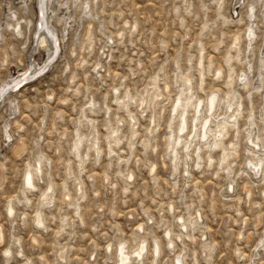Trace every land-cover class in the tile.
I'll return each instance as SVG.
<instances>
[{
    "label": "rangeland",
    "instance_id": "374dc122",
    "mask_svg": "<svg viewBox=\"0 0 264 264\" xmlns=\"http://www.w3.org/2000/svg\"><path fill=\"white\" fill-rule=\"evenodd\" d=\"M40 13L0 0V90L28 73L0 95V264H117L143 240L130 264L156 241L157 264H264V0H48L46 30Z\"/></svg>",
    "mask_w": 264,
    "mask_h": 264
},
{
    "label": "bare ground",
    "instance_id": "6f19581e",
    "mask_svg": "<svg viewBox=\"0 0 264 264\" xmlns=\"http://www.w3.org/2000/svg\"><path fill=\"white\" fill-rule=\"evenodd\" d=\"M48 0H40V5H44V7H43V9H42V11H43V15H40L41 16V18L42 19H40L41 20V22H40V26H39V28L41 29L42 27L44 28V30H46V28H45V26H44V24H42V21H44L43 19H44V9H45V7H46V2H47ZM253 10V9H252ZM40 12H41V8H40ZM50 30V29H49ZM251 33H252V35H255V32H254V30L251 28ZM251 35V36H252ZM44 38V37H43ZM49 39H52L51 37L49 38ZM239 40V39H238ZM252 41V40H251ZM46 42V40L45 39H42V43H45ZM57 45V43H55V46ZM54 46H49V53H50V59L49 60H51L52 58H53V54H55L54 53V48H53ZM56 55V54H55ZM47 64L48 63H46V65L45 66H47ZM41 67L39 66H32V68L30 69V70H32L33 72H32V75H34V74H36L37 73V71H40L41 69H40ZM44 68V67H43ZM25 76H28V73L26 72V71H24V72H22L18 77H15V76H13L12 78H11V80L9 81V82H7L3 87H2V89L0 90V92H2V93H4V92H6L8 89H9V86H10V88L11 89H14V87L15 88H17V87H19L20 85H22L24 82L23 81H25V79H24V77ZM21 87V86H20ZM19 87V88H20ZM182 95V94H181ZM183 95H184V93H183ZM181 97V96H180ZM179 97V98H180ZM234 98V97H233ZM184 100V99H183ZM218 95H217V93H212L211 94V96L208 98V101H207V103H206V108H207V113H208V116L204 119V121L201 123V130H200V136H199V139L200 140H207L208 139V136L209 135H211V133L213 134V131L212 132H210V134H209V131H210V126H209V124L212 122L211 121V118H212V116L214 115L213 114V112H214V110H215V108H216V105H217V102H218ZM235 100V99H234ZM231 101V100H230ZM188 102V101H187ZM187 102L186 103H183L182 102V100H181V98L179 99V101L176 103V105H175V108H174V112H177V111H180V109H182V111H181V113H180V122H181V124H180V134L178 135V140L176 141V148L174 149V158L176 159V155H177V151H176V149H177V145L179 144H181V141H183L182 139H183V135H181L182 133H184V132H186V129H187V118H186V115H187V106H188V104H187ZM232 102V101H231ZM239 102V101H238ZM233 103V102H232ZM232 103H230L229 102V104H228V108H229V111L230 110H232V108H233V104ZM240 103V102H239ZM238 103V104H239ZM236 104H237V102H236ZM235 104V105H236ZM202 101H199L197 104H196V109H195V118H196V120L198 119V115H199V113L201 112V107H202ZM181 107V108H180ZM180 108V109H179ZM240 108V107H239ZM234 109V108H233ZM235 111V110H234ZM233 111V112H234ZM231 112V111H230ZM229 112V113H230ZM237 115L238 114H236V113H232V114H230L229 115V117H231V118H234V119H236V117H237ZM213 118H214V116H213ZM229 123V122H228ZM229 124H227V122H223V123H219L218 125H217V127H219L221 130H217L216 132H214L215 134V136H217L218 138H220V137H222V136H225L226 135V133H225V131L223 130V129H226L227 130V126H228ZM230 126V125H229ZM212 128V127H211ZM251 129V128H250ZM214 130V129H213ZM238 133V132H237ZM253 136H254V134H252ZM257 135V134H256ZM213 136V135H212ZM249 139L251 140V138H252V136H251V134H249ZM260 137V136H259ZM259 137H257V138H259ZM213 139V138H212ZM256 139V138H255ZM261 139V138H260ZM263 139V138H262ZM210 140H211V136H210ZM213 140H216L215 141V145H219L221 142L219 141V139H213ZM208 141V140H207ZM253 142V141H252ZM254 142H255V140H254ZM263 142V141H262ZM208 143H209V141H208ZM257 143H258V141H257ZM257 143H254V145H257ZM213 144V143H212ZM262 144V143H261ZM190 145H191V142H187L186 143V148H189L190 147ZM209 145H210V143H209ZM232 146V145H231ZM263 146V145H262ZM218 147V146H217ZM223 147V146H222ZM257 147H259V143H258V146ZM256 147V148H257ZM252 148V147H251ZM255 148V147H254ZM253 148V149H254ZM262 148V147H261ZM199 149H201V147L199 148ZM263 149V151H264V148H262ZM259 150V149H258ZM257 151V150H256ZM225 152V151H224ZM257 152H259V151H257ZM256 153V152H255ZM261 153V152H260ZM251 157V156H250ZM178 158V157H177ZM226 158L229 160V158H228V153H224V155H223V160H226ZM253 159V158H252ZM39 162V161H38ZM175 163H176V161H175ZM227 163V162H226ZM224 164H225V161H224ZM41 165V164H40ZM248 165L250 166V168L254 171V173L256 174V175H259V174H261V173H263L262 175H264V154L261 156V157H258L257 159H253V160H248ZM40 168V166H38L37 167V170ZM176 169V168H175ZM31 177V187H29L28 186V177ZM35 170H33L32 168H30V167H28L27 169H26V171H25V173H24V177H23V186H24V192H26V191H28V190H31V189H33V188H35ZM51 188L52 187H50L49 186V190H51ZM50 193V192H49ZM49 193L47 194H45V196H43V198L44 197H46L47 195H49ZM49 199V198H48ZM44 200H47L46 198L44 199ZM9 212H11V215H13L14 213L13 212H15L14 211V206L12 205V204H10L9 205V208H8V213ZM38 225H42L43 224V220H42V213L41 212H38L37 213V215H36V221H35ZM2 231V230H1ZM170 233H168V235H169ZM3 236H2V234L0 233V239L2 238ZM3 239V238H2ZM0 241H2V240H0ZM160 242V241H159ZM158 241H156V242H154L155 243V245H154V249H153V259H154V261H153V263L154 264H157V259H158V256L159 255H157V251L159 252V254H160V252H161V246H160V243H159ZM147 243H146V240H143L142 241V243H141V245H140V247L134 252V253H129V252H127V250H126V245L124 244V242L120 245V247L117 249L118 251H117V264H130V262H131V260L132 259H135V260H139V261H142L143 260V257H144V254H145V252L147 251ZM6 251H10L11 252V250H6ZM133 254V255H132ZM7 260V259H6ZM141 263V262H140ZM143 263V262H142ZM152 263V264H153ZM175 264H184L183 263V260L180 258V257H178L177 258V261L175 262Z\"/></svg>",
    "mask_w": 264,
    "mask_h": 264
},
{
    "label": "snow or ice",
    "instance_id": "6c2138e0",
    "mask_svg": "<svg viewBox=\"0 0 264 264\" xmlns=\"http://www.w3.org/2000/svg\"><path fill=\"white\" fill-rule=\"evenodd\" d=\"M43 7H44L43 4L40 5V8H41V13L40 14L41 15H43V11H42ZM251 35H252V33L250 31L249 32V36L251 37ZM73 55H75V53H73ZM217 75H219V73H217ZM24 79H27V76H25ZM0 95H3V93L0 92ZM261 120H262V122H264V110H262V112H261ZM248 143L249 144H252V140H249ZM257 146H258V144L257 145H253V147H257ZM153 171H155V169H153ZM128 179L131 180L132 177L131 176H128ZM28 182H29L28 183V186L31 187V177L30 176L28 177ZM9 214L11 215V212H9ZM262 222H264V221H262ZM181 224H183V220L181 221ZM140 231H143V227L140 228ZM169 247H171V244H169ZM157 255H159V252L158 251H157ZM11 256H12V253L10 251H5L4 252V257L8 258V257H11Z\"/></svg>",
    "mask_w": 264,
    "mask_h": 264
}]
</instances>
